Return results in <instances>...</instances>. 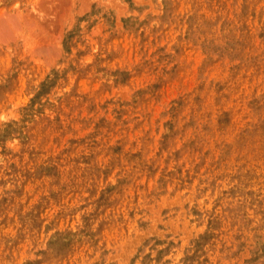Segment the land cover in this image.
I'll use <instances>...</instances> for the list:
<instances>
[{
  "label": "rangeland",
  "instance_id": "374dc122",
  "mask_svg": "<svg viewBox=\"0 0 264 264\" xmlns=\"http://www.w3.org/2000/svg\"><path fill=\"white\" fill-rule=\"evenodd\" d=\"M0 264H264V0H0Z\"/></svg>",
  "mask_w": 264,
  "mask_h": 264
}]
</instances>
